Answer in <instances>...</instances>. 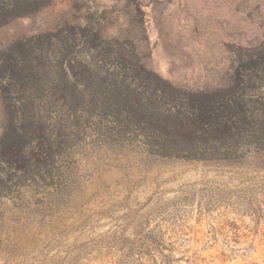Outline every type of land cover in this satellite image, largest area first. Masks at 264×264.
Wrapping results in <instances>:
<instances>
[{
	"label": "rangeland",
	"instance_id": "obj_1",
	"mask_svg": "<svg viewBox=\"0 0 264 264\" xmlns=\"http://www.w3.org/2000/svg\"><path fill=\"white\" fill-rule=\"evenodd\" d=\"M0 8V264H264V0Z\"/></svg>",
	"mask_w": 264,
	"mask_h": 264
},
{
	"label": "trees",
	"instance_id": "obj_2",
	"mask_svg": "<svg viewBox=\"0 0 264 264\" xmlns=\"http://www.w3.org/2000/svg\"><path fill=\"white\" fill-rule=\"evenodd\" d=\"M0 9H1V8H0ZM1 12H2V11L0 10V15H1Z\"/></svg>",
	"mask_w": 264,
	"mask_h": 264
}]
</instances>
